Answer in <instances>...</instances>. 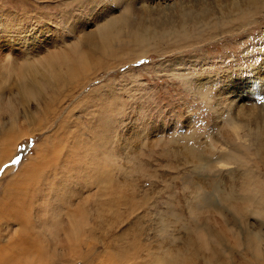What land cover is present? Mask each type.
<instances>
[{
    "label": "rangeland",
    "instance_id": "obj_1",
    "mask_svg": "<svg viewBox=\"0 0 264 264\" xmlns=\"http://www.w3.org/2000/svg\"><path fill=\"white\" fill-rule=\"evenodd\" d=\"M43 1L48 7H39L35 0H0V212L4 211L2 205L8 202L13 203V208L22 204L32 217L30 226L38 230L47 229L41 224L47 213L56 214L59 225L55 240L58 245L47 264H153L157 254L166 256L164 252L176 251L183 255L186 250L183 243L190 235L196 239V223L201 224L202 218L205 222L212 219L215 229L225 220L231 228L229 232H222L226 239L222 255L217 256V264H264V215L249 211L245 226L246 219L224 208L226 191H235L238 195L243 193L240 190H243L245 180H264V167L237 166L236 160L224 163L230 160L226 157L228 154L224 155L230 151V146H222L221 137L214 143L207 135L215 131L217 136V131L231 130L225 127L223 121L226 120L222 121V117L225 112L233 114L229 111H233L234 106L221 102L217 94L253 76L245 63L250 51L261 53L259 59L264 57L263 14L257 25L225 29V33L216 31V36L198 34L177 43L172 35L161 37L166 28L160 24L156 29L159 31L148 42L138 43L141 49L134 44L136 47L130 48L131 53H128L129 48L115 54L92 52L95 54L91 65L88 64L86 45L75 42L99 31L101 19L95 22L91 17L92 14L96 16L97 8L109 6L111 14L108 16L112 17L124 12L127 1H113L116 7H112V0H97L98 4L91 6L84 0L90 7L87 9H75L71 0L69 5L64 0ZM168 1L167 7L176 2ZM184 9L199 12L197 6ZM70 12L74 13L72 18L63 16ZM156 13L152 18L163 15L161 12L159 16V11ZM172 14L175 16L168 24L169 30L179 28L178 16L183 15V11ZM123 38V42L129 41L126 36ZM187 41L192 44L185 46ZM82 58L87 66L62 88L60 100L54 98L57 94L51 88L41 89L44 92L41 95H21L19 78L24 68L27 81L43 76L52 80L57 74L66 75L74 62L81 64ZM199 78L204 82L205 93L197 82ZM259 109L261 107L256 108ZM197 134L200 138L205 135V139L213 144L208 148L213 149L208 165H194L184 156V145L189 141L191 145L197 142ZM233 134L235 142L239 143L241 139ZM77 143L83 147H77ZM42 153L50 154L42 158L45 162L38 159ZM71 159L80 162V168L91 171L92 175L109 166L114 172L105 178L110 189L116 181L123 183L119 194L122 205L125 200L129 201L118 210L122 218L117 219L111 211H105L109 220L111 215L114 225L107 221H103L105 226L98 223L101 220L97 217V204L105 195L98 193L96 184L89 178L78 177L74 164L68 172L62 170L66 178L58 179L59 170ZM42 162L44 166L40 164ZM38 165L43 168L35 167ZM31 167H35L32 174L26 172ZM36 168L40 171H35ZM221 190L222 195L218 192ZM259 190L260 187L255 185L249 195L253 198L258 193L263 200L264 194ZM84 198L88 201L86 205L89 204L84 207L88 210L89 220L84 232L85 244L74 246L71 252L63 230L69 222L66 210L71 205L68 204L70 199L77 203ZM53 199L64 202L57 207L56 201L55 209L42 211V207H47ZM112 202L106 201L105 208L109 209ZM64 203L67 204L63 206ZM198 203L204 207L200 213ZM213 205L217 207L213 208ZM20 229V221L1 214L0 245L14 240ZM47 230L49 233L50 229ZM231 232L241 238L242 243L238 246H234ZM248 233L252 238H260L262 243L247 254L249 248L244 246V239ZM189 256L191 264H210L206 260L208 256L203 254Z\"/></svg>",
    "mask_w": 264,
    "mask_h": 264
},
{
    "label": "bare ground",
    "instance_id": "obj_2",
    "mask_svg": "<svg viewBox=\"0 0 264 264\" xmlns=\"http://www.w3.org/2000/svg\"><path fill=\"white\" fill-rule=\"evenodd\" d=\"M49 1L51 2V0H49ZM65 1H66L67 5L70 4L69 0H64V2ZM100 1H102V0H100ZM113 1L117 2L118 0H112V2L110 4L112 7H116V5H114ZM126 1H125L126 2L125 4H127V5H125L124 10H122L124 12H122L120 15H119V13H118V15H116V13H115L112 17L108 16V13H110L108 11L111 10V8L109 6L106 5V6H103L101 8H97V12L95 13L96 16H94V14H92L91 17L93 18V21H95V22H97V20L101 19V20H99L101 22L100 26H99V31L96 33L93 32V33L87 34L80 41L75 42L76 45L79 43H83L84 45H86V48H87L86 56L88 57V58L87 57L86 58L88 59V64L92 65L94 62L93 59H91V58H92L93 54H95V53H92V52H102V54L100 53L101 55H103V53H107V52L110 54H115L117 52H120L121 49H128L129 48L128 53H131V49H132L131 47L134 44L139 43V44L143 45L146 42H148L150 40V38H152L151 36L156 34L159 31L156 29H159L158 27H160V24L165 25L164 27L166 28V31H162L161 37L166 38L169 35H172V37H175V40L177 43V41L180 39H181V41L185 40V39L188 40L192 36H197L198 34H202V35H198V36H202V37H203V35H206V34L216 36L215 33H217V32L218 33H220V32L225 33V29L231 30V29H235V28L236 29L245 28V27H247V25H252L254 23L257 25L258 23H256V22H259V19L261 18L262 14L264 17V0H175L176 2H174L173 5L171 4L169 7H167V5H166V3L169 2L168 0H159V1L158 0H126ZM35 2L40 4L39 7H43L47 4L46 1H43V0H35ZM71 2L74 4L73 7L75 9L76 8H84V7L86 8L88 6H91L94 3L98 4L97 0H88V3H89L88 6L85 5L84 0H71ZM137 3H140V5H138ZM48 5H49V7H51L50 4H48ZM134 6H136V7H134ZM185 6L186 7L197 6V9H199V12L195 13L196 11H194V10L189 11L187 9H184V8H186ZM45 7H48V6H45ZM88 8H90V7H88ZM86 9H85V11H86ZM65 11H67V10H65ZM157 11L160 12V13H158L159 16L161 15V12L163 13V15L161 17L156 16V17L152 18L153 13L157 14L156 13ZM175 11L176 12L177 11L178 12L183 11V15L178 16L180 18L179 22L181 24H179V28H173L172 30H169V29H171V27L168 24H170V22L173 21L171 18H172V16H175V14H172V12L174 13ZM88 13H89V11H88ZM68 14L69 15L65 14L63 16L70 19L74 15L73 12H70ZM85 14L86 13H84V15ZM90 14H89V16H90ZM87 18H88V15H87ZM82 19H83V17H82ZM88 19H90V18H88ZM219 27H221V28H219ZM77 28H79V26H77ZM230 33L232 34L233 32L231 31ZM124 36H126V39L129 40L128 42H123V41H125V40H123ZM159 37H160V34H159ZM198 41H199V39H198ZM73 43H72V45H73ZM114 44H115V47L113 46ZM139 44L137 47H140ZM191 44L192 43H190V41H187V42H185L184 45L189 46ZM134 46L136 47V45H134ZM250 48H251V46H250ZM140 49H141V47H140ZM263 49H264V47H263ZM69 52H67V53L65 52V53L68 54ZM137 52H139V51H137ZM245 52H246V50H245ZM260 54L261 53L253 52V50L250 51V54H249L250 57L248 58L247 62H245L247 65H249L247 67H249L252 70L253 76H251V77L248 76L249 78L246 77V81H244V83L243 82H241V84L238 83L237 86L235 85L236 87H234V88L226 87V88H228L226 91L222 90L221 92H218V94H217V99H219L221 102H223V103L225 102L228 106H232V105L234 106V110L229 111V112H233V114L227 115L226 112L224 111L225 114L222 117V121L224 119L226 120V122L223 121V123L225 124V127L228 126L231 128V130H229L228 132L217 131V136H216L215 131L210 132V134H207L209 139H211L213 142L215 140H218V137L219 138L221 137L222 146L224 144H226L227 146H230V151L227 153H224V155L225 154L229 155V156L226 155V157L227 158L229 157L230 160H229V162L223 161L224 163H232V160H236L237 166H243V167L245 166V167L251 168L253 166L259 167V165H262L264 167V57L262 59H259L258 56ZM46 55H48V54H46ZM97 56H98V54H97ZM257 59H259L258 62H257ZM48 60H50V59H48ZM49 62L51 65V61H49ZM20 64H23V63H20ZM64 64H66V63H64ZM44 66H46V62L44 64ZM86 66H87L86 60L84 62V60L82 58L81 64L74 62V66L71 67L70 69H68L70 71L67 72L66 75L60 76L56 73L57 76L56 77L53 76L52 80L50 79L51 77L48 78V77L43 76L39 80H38V78H37V80L34 79L35 78L34 77L33 79H31V81H27V79H26L27 72L25 71V68H24V70H23V72H21V76L19 78L20 79L19 87H20V91L22 93L21 95H23V96L26 94L31 95V96H36L39 94L41 95L42 93H44L41 91V89L51 88V91H53L55 93V95L57 94V96L54 98H57L58 100H60V97L62 94V91H61L62 88L67 86L68 82L73 80V78H76L79 74V70L84 69ZM227 72H228V70H227ZM50 73L52 74V72H50ZM244 73H246V72L244 71ZM220 75L222 76L221 73H220ZM214 80L216 81L215 77H214ZM203 81H205V80L203 79ZM197 82L201 87V91L203 90L202 93H205V87L203 85L204 82H202L201 78L197 79ZM234 83H236V82L234 81ZM20 85H22V86H20ZM257 86L259 89L256 88ZM55 87H57V88H55ZM60 91H61V93H60ZM237 99H238V101L240 100L242 102L237 101L236 103H234ZM246 102H248L249 104H247ZM255 107L256 108L261 107V109L256 110ZM227 111H228V109H227ZM217 121H218V118H217ZM222 121H220V122H222ZM225 127H224V129L222 127V129L225 130ZM232 132L235 133L239 137V139H241V141L239 143L235 142V136ZM197 135L199 137V134H197ZM188 137H191V135L189 134ZM188 137H187V139H188ZM205 137H206L205 135H204V137H201V138L199 137L200 140L198 138L197 142H194L192 145H191V143H189L190 141L187 142V140H186L187 143L184 145V147L186 149L184 151V156L187 157L188 159L192 160L194 165L196 164V165L204 166L206 164L208 165L211 163V159H210L211 154H209V153L213 149H208V148L210 147V144H212V143H210L209 139H207V138L205 139ZM219 142H220V140H219ZM168 143H169V141H168ZM172 144L173 143L171 142V145ZM77 147L82 148L83 146L79 145V143H77ZM231 151H234L235 153L233 154ZM49 153L48 154H45V153L40 154L39 155L40 157L38 159L45 158V156L50 155ZM68 158H70V157H68ZM46 159H47V157H46ZM42 161L45 162L43 159H42ZM43 162L40 164H42L44 166ZM187 162H189V160ZM65 163H67L66 167L62 166L61 170H59L60 172L58 175V179L61 180L62 178H66L65 171L67 170V172H68L70 167L74 164V168L76 167L78 170V175H79L78 177H82L84 179L89 178V180L92 183L96 184L98 193L101 195L102 194L105 195L103 200H102V198L99 197L101 200L97 204L99 206V208H98L99 213H98L97 217H99V219L101 220L98 223L101 226L102 225L105 226V224H106L103 221L109 222L110 225L113 224V222H111L112 221L111 215H109V218H110V220H109L108 217L106 216L108 214H106L105 211H111L113 213L112 215L117 219L122 218L121 217L122 214L119 215L120 211L118 212V210L121 209L120 208L121 206L124 207L125 203L126 202L128 203L129 200L128 201L125 200L124 205H122L123 200L121 201L122 197H120L119 194H120L121 185L123 183L121 184L119 181H116L115 186H113L111 184V186H113L111 189L107 187L108 182L105 180V178H107V174L113 175V173H114V172H112L113 170L111 171V169L108 168L109 166L108 167L104 166L105 170L102 168L101 169L102 171H96V173H94L92 175L91 171H85L83 169L84 167L80 168L81 167L80 162L77 163V160L72 162V159H71ZM47 164H49V163H47ZM47 164H45V165H47ZM39 165L35 166V167L43 168V167H40ZM35 167L28 168L26 170V172L28 171V173L32 174V171L34 170ZM111 168L113 169V167H111ZM36 170H38V169L36 168L35 171ZM62 170H65V171H62ZM38 171H40V170H38ZM133 171L134 170L130 171V174H132ZM102 173H105L104 176L102 175ZM25 179H26V177H25ZM112 179H113V176H112ZM245 181L246 182L243 183L244 188L242 186L243 190H240V191H243V193H241V194L239 193L238 195H236L235 191H229V192L226 191V195H225L226 199L225 198L224 199L226 200L225 202H227V203H226V206L224 208H226V209L229 208L232 210V212L240 215L243 218V220L246 219L245 226H247L246 224H248V216L250 215L249 211H252V212L255 211L260 216L264 215V199L261 200L260 195L257 193L258 196L255 195V197H253L254 198V201H253V198L251 197V195H249L250 192L251 193L253 192V187L255 185L260 187L259 193L261 192V194H264V180L257 179V181L262 182V184H263L262 186L259 185V182L253 181L252 178H250L249 180H245ZM128 184H124V186H126ZM122 188L125 189L124 187H122ZM121 191L124 192V190H121ZM218 192L220 193V195H222V190L218 191ZM98 193H97V196H98ZM203 194H204V192H203ZM104 195H102V196H104ZM65 196H67L66 193H65ZM123 196H125V194ZM234 197L237 199H240L241 200L240 203H237ZM66 198L67 197H64L65 200H66ZM255 198H257V199H255ZM263 198H264V196H263ZM8 199H9V197H8ZM124 199H125V197H124ZM62 200L63 199H61V200L59 199L58 201L54 200V199L51 200L47 207L42 205L43 206L42 211H47L46 208L55 209L54 207H56V201H57V207H58V205L62 202ZM68 200L69 199L67 198L66 201H68ZM105 200L107 201V203H110V201H113L112 204H110L109 209L105 208V206H107L106 205L107 203ZM6 201H8V200H6ZM86 201H87L86 198H84V199H82V201L75 203L74 201H72L70 199L71 203H68V204H71V205L70 206L68 205L67 206L68 208L66 207L67 208V210H66L67 214L66 215H68V217H69V222H66L65 228L63 229V227H62V229L65 230V233H66L65 242L68 243L67 247H70L71 252H72L71 248H73L74 246H76V245L77 246H80V245L83 246L85 244L84 241L86 239L85 238L86 235L84 232H85L86 225L89 221L88 215H87L88 210H86V208H87L86 206H89V204L86 205ZM89 201H90V198H89ZM87 203H88V201H87ZM12 204H13L12 202H10V203L8 202L5 205H2L4 207V211L1 208L2 210L0 212V215L5 214V215H7V217L11 216L12 218H15L17 221H20L21 222V229H20L18 235L15 237L14 240L12 239V241L7 243L6 245H0V264H47L49 261H51L52 257H50V256H52L53 253L56 252L55 247H57V245H58L56 243V240H55V235H57L56 232L58 231V225H59L58 224L59 221L57 219L56 214H53V212H51L52 213L51 215H50V213L49 214L47 213L48 216L45 219H42L41 224L44 227L46 226L47 229H50V231L48 233V230L45 228L38 230V229L34 228L33 226H30L29 222L33 223L32 222L33 220H32L31 215H29L30 213L27 211V210H29L28 208H26L25 206H24L25 208H23L22 204H21V206H19V208H17V207L13 208ZM66 204L67 203H64L63 206H65ZM131 205H132V203H131ZM201 205H202L201 203L200 204L198 203V205H197L198 213H200L201 209H204V207L201 208ZM84 207H86V208H84ZM215 207H217V205H213V208H215ZM15 208H17V209H15ZM192 208H190V209H192ZM100 209H102V210H100ZM222 211H223V209L221 210V212ZM121 213H122V211H121ZM195 216H196V214H195ZM102 219H104V220H102ZM204 220L205 219L202 218L201 224L196 223L197 224L195 227L196 239H194L193 235H190L185 240V242L183 243V246L186 247V250L183 252V255H182V253H180V252L177 253L176 251H169V252H167V254L164 252V255H166V256H163L161 254H157L153 260L154 261L153 264H187L188 262H189L188 264H191V258L189 256L190 254L191 255L194 254L195 257H197L199 254H203L205 256H208V259H206V260H208L207 261L208 263L217 264L218 263L217 256L222 255V247L224 246V239H226L222 232H229L230 231L229 229H231V228L228 226L226 220L224 222H219V227L217 229L213 228L214 221H212V219L208 218V220L206 222ZM101 226H100V228H101ZM225 227H227V230L225 229ZM231 231H233V230H231ZM231 233H232V236L234 237V246H238L240 243H242L241 238H239L237 236V234H234V232H231ZM250 234L251 233H248L247 237L244 239L245 240L244 246L249 248L247 251V254L250 253L254 247H256L257 245L262 243L261 242L262 240H260V238H258V237L252 238L253 236L250 237L249 236ZM47 235L50 238H48ZM0 239H1V237H0ZM235 239L237 241L236 243H235ZM191 250H193L192 253L190 252ZM10 262H13V263H10Z\"/></svg>",
    "mask_w": 264,
    "mask_h": 264
}]
</instances>
